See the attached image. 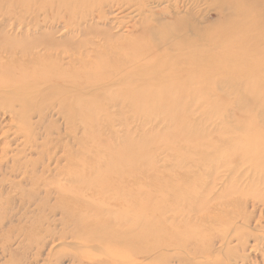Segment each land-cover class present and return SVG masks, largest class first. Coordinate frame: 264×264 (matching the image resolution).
Wrapping results in <instances>:
<instances>
[{"label":"bare ground","instance_id":"6f19581e","mask_svg":"<svg viewBox=\"0 0 264 264\" xmlns=\"http://www.w3.org/2000/svg\"><path fill=\"white\" fill-rule=\"evenodd\" d=\"M10 1L7 0L5 3ZM59 1L63 5L64 0ZM125 1L124 6H121L122 3H118L116 0H104L100 4H94L91 8L86 9L85 11L88 13L81 15L82 18L80 17L79 21L58 23L59 26L56 23L42 22V8L39 10L38 7H34L28 18L22 15L20 17L12 16V9L7 12L0 11V45L5 44L6 47L0 52L3 55L0 56V146L2 143L3 145L11 144L8 141L9 133H3L2 130V119H6L4 117L7 116L11 121L18 120V122L24 123L23 127L16 126L18 136L14 138L13 144L20 141L22 137L20 135L28 133V131L32 133L31 127L33 130H42L44 127L46 136L55 132L59 133L61 131L60 121H64L69 137L78 138L80 132L77 118L80 113H78L77 107L90 108L92 104V107L97 106L100 101L105 99V92L108 89L120 88L122 84L128 82L131 84L135 81L139 73L145 69V66L140 65L137 61L141 51L138 50L139 48L135 51L132 50L133 44L121 47L122 51L129 50L130 54L118 62L114 58L111 60L109 57L106 58V54L97 51V48L109 46L108 44L118 38V35L113 33L118 29L113 26L116 19L114 14L122 7L132 9L138 5L136 11L141 16L140 27L146 32L147 36H145L152 43L155 36L162 37L161 42L152 50H143L147 54H151L150 56L158 55L166 60V63H158V66H153L158 75L176 74L179 68L186 70V78L182 79L179 84H168L164 79L160 85L162 91L169 92L200 83L202 77L205 76V68L203 69L200 61L194 64L191 58L201 56L206 64L234 71L231 83L242 88L245 87L244 89L249 95L255 94L256 106L264 104V98L257 95L259 88L252 85L244 86L242 84L244 78L240 77L242 72H245L242 74H247L250 71L256 75L264 73V17L260 18L256 25L261 32L256 48L250 43L244 42L243 49L249 50L252 57L244 52L237 53L240 50H235L230 54L223 53L222 56L210 57L217 52V47L206 43L205 40L198 41L187 37L181 40H170L171 37L167 34L169 30H160L159 27L153 25L150 19L155 18L156 15L147 9L146 0H138L136 4L133 3L134 5L130 3L133 0ZM165 1L170 2V0H148L147 2L160 4ZM32 3L33 0H28L30 7L35 6H32ZM233 3L236 4V1L228 0L223 5H227L226 9H232L234 8ZM240 6L247 7L242 3ZM3 7L0 6V9ZM5 7L11 8V6ZM13 9L17 10L16 6ZM256 11L254 8H246L243 13L249 18L253 15L256 16ZM96 19L103 25V28L90 25ZM174 23L173 19L172 23L166 26ZM247 25L244 24L238 28L239 34L236 33L238 38L241 34H249L252 38L254 35L252 29L254 28H247ZM47 29L51 31L49 32ZM244 29H246L245 32ZM44 30L46 31L44 32ZM62 31L72 35L83 34V37L92 34L101 38L104 43L101 46V44L85 40L71 44L68 40L57 39V34ZM37 32L38 34H35ZM209 48L211 53L206 57L205 53ZM79 49L82 52L78 51ZM223 49L225 50L224 46ZM77 55L80 58H77ZM91 56L93 59L90 58ZM67 57L69 61L66 63ZM211 58L214 61H211ZM98 59L101 62L97 61ZM102 60H107V62L103 63ZM78 66L83 69L78 70ZM131 68L133 73L129 74L126 70H131ZM119 73L123 76L118 80L116 77ZM108 76H111V80L106 83L102 78ZM115 93L113 95L117 97L118 95ZM123 93L126 99L136 104L133 106L134 108L139 106L141 100L139 89H126ZM241 100L243 97L238 101ZM111 101L114 104L118 103L114 98ZM90 112L92 111L90 110ZM261 115L264 116V111L261 112ZM85 130L88 129L85 128ZM222 130H224V134H229L232 137L220 144L214 141L208 144L203 143L204 148L202 149L207 151L199 155L202 160H207L205 169L198 174L177 171L164 181L169 185L165 188L162 183L158 182L154 186L153 192H147L146 199H150L152 203L144 201V191L146 190L143 186L140 187L138 177L129 180L120 172L113 176H107L116 178V182L112 184L107 181L105 192L110 193L112 190L120 192L128 187L132 189L138 187L139 190L130 191L131 195H134L130 199L123 195L125 201L114 199V196L105 193L106 196L100 202L99 208H87L88 216H91V220H87L88 223L82 222L77 217L83 212L80 204L59 200L55 209L60 208L66 213L62 221L59 222L60 226H65L60 235L51 230H43V222L41 223L40 219L34 222L29 221L27 215L31 204L22 198L20 212L10 214V220L6 225L7 227L12 226L15 218L21 215V219L25 220L26 224L31 223V228L37 229L38 234L36 231L29 233L24 230L22 235L25 236V240L20 236L5 239L7 243L2 249V254H14V247L17 245L18 248L31 254L30 264H39L45 251L48 250L49 244L59 242L58 246L75 248L74 254L69 256L71 264H209L206 260L213 258L216 259L210 264L244 262L245 258L240 256L239 252L240 250L246 251L251 239H254L251 249L258 250L261 244H264V121L236 122L233 129L229 123L221 124L216 128L215 133ZM210 135L212 136V133ZM190 138H193V141L198 138L204 140L202 139L204 138L203 134L198 136L197 133H194V136H190ZM30 140V142L24 143L23 149L17 148L16 155H8L6 148L0 150V168H2L0 172V208H2L3 200H7L11 205H17L16 199L4 198L3 192H6L8 186L11 189L20 188L23 181L33 186H36L34 184L49 186L54 182H61L60 178H65L66 183L71 185L86 183L85 185L90 187L99 179L100 174L96 175L92 172H84L83 176L66 172L67 168L76 164L72 158L73 153H69L71 148L67 156L64 154L58 157L57 152L56 156L50 158L49 144L46 141L37 144L34 141L35 137H30ZM197 149H200L199 146ZM36 150H39L40 157L38 158L41 159L27 160V152ZM64 151L66 153V149ZM193 154L192 150L191 155ZM65 159L67 164L63 166L61 164ZM52 161L56 162L55 170L50 167ZM90 161L88 159L87 163ZM30 166L39 172L40 178L26 177L25 174ZM4 173L10 174V178L20 174L25 176L20 183L14 181L9 183V177L5 178ZM46 173H53L52 178H46L44 175ZM123 180H127L128 185H125ZM220 184L223 187L220 192L215 194L214 191ZM125 192L130 193L127 190ZM235 194H242L244 200H229ZM36 196L39 197V193ZM226 199L228 202H223ZM228 208L231 210L230 214L224 211ZM211 209L216 215L214 219L217 223L212 227L218 226V232L221 234L219 237L218 233L211 235L213 239L211 243L201 248L189 249V246L192 245L191 242L200 241L196 238L197 236L210 232L211 223L207 222L205 226L206 221H203L196 227L187 224L184 230L179 231L176 230L177 224L185 222L187 216L191 214L195 216L194 219L199 218L201 221L204 217L200 214L209 213ZM13 211L14 209L11 210V212ZM40 212L42 209L38 211V216H40ZM233 213H236V217L232 216ZM222 220L226 223L222 224ZM71 227L73 229L70 231ZM48 237L49 240L51 239L50 241L46 240ZM68 240H72L70 243L72 246L68 245ZM232 244H235L234 248L230 247ZM216 246L221 251L215 250ZM81 249L97 253L96 255L83 253L85 251ZM59 252L64 253L66 250L61 249ZM215 252L220 255L225 253V259L218 260L217 256L213 255L216 254Z\"/></svg>","mask_w":264,"mask_h":264},{"label":"rangeland","instance_id":"374dc122","mask_svg":"<svg viewBox=\"0 0 264 264\" xmlns=\"http://www.w3.org/2000/svg\"><path fill=\"white\" fill-rule=\"evenodd\" d=\"M6 1L7 0H0V6H4L0 11L7 12L9 9H12V16L20 17L22 15L28 18L29 13L33 12L34 7H38L39 10L42 8V22L47 24L56 23L57 26H59L61 23L79 21L80 17L82 18L84 14L88 13L85 11L86 9L89 7L91 8L94 4H100L104 0H64L63 5L59 0H33L32 6L35 5L33 7L29 6L28 0H11L9 3H5ZM116 1L122 3L121 6H124L123 4L126 3L125 0ZM147 1L148 0L145 1L146 5H148L147 9H150L149 11H153L156 15L155 18L150 19L152 24L159 27L160 30H169L167 34L171 37L170 40H181L187 37L192 40H205L206 43L211 44L213 47H217V52L213 55H210L211 50L209 48L205 53L206 57L209 55L210 57L215 55L222 56L223 53L230 54L235 50H240L237 53L244 52L251 55L249 50L243 49L244 42H248L251 46L255 47L256 44H258V38L261 36L260 29H257L258 26L256 25L258 20L264 17V0H231L234 2L236 1V4L233 3L234 8L232 9H226L227 5H223V3L228 0H170V2L165 1L160 4H152V2ZM137 2L138 0H133L130 3L134 5ZM240 3L246 4V8H254L257 10L256 16L253 15L249 18L244 16L243 11L246 8L240 6ZM5 6H11V8ZM15 6L17 10L13 9ZM137 6L132 9L122 7V9L115 12L114 15H116V19L115 25L113 26H116L118 29L114 30L113 33L118 35V38L112 41L113 44L112 42L108 44L109 46L112 45V47L102 46L104 42L101 41V38L93 36L92 34L83 37V34L72 35L66 31H62L56 36L57 39L68 40L71 44L80 43L85 40L92 41L95 44H101L102 47L97 48V51L104 55L106 54V58L109 57L110 60L114 58L116 62L122 61L125 56L130 54L129 50L122 51L121 47L133 44L132 50L135 51L138 48V50H141L138 54V63L145 66V69L139 73V76H137L135 81L131 84L128 82L122 84L120 88L108 89V91L105 92V99L100 101L97 106L92 107V104L90 108H86L74 105L78 108V113H80V116L77 118V126L80 132L78 138L72 139L69 137L65 129L64 121H60L59 125L61 126V131L59 133L55 132L46 136L44 127H42V130H33V127H31L32 133L28 131V133L20 135L22 136L20 141L13 144L14 138L18 136L16 134V126L23 127L24 123L18 122V120L11 121L8 116L4 117L6 119H2L3 133H9L10 139L8 141L11 142V144L3 145L2 143L0 150L6 148L8 150V155H16L17 148L23 149L24 143L26 141L30 142V137H35L34 141H36L37 144L44 143L45 141L49 144L50 158L56 156L57 152L58 157L64 154L67 156L70 148L72 149L69 153H73L72 158L75 160L76 164L67 168V173L83 176L84 172H92L96 175L100 174V177L94 184H91L90 187L85 185L86 183H75L71 185L70 183H66L65 178H60L59 181L61 182H54L49 186L43 184H34L36 186H33L26 181H23V184L17 189H11L8 186L6 192H3L4 198L11 197L12 199H16L17 205L14 206L8 203L7 200H3V202L1 200L0 264H30L29 262H31V254H29V252L27 253L22 248H18L19 246L17 245L14 247V254H2V249L5 248L7 243L6 240L13 239V237L16 236L23 237L25 240V236L22 235L24 230H27L29 233L35 231L37 233L38 231L33 227L31 228V223L26 224V221L21 219V215L15 218V222L12 226L7 227L6 225L10 220V214L20 212L22 198H24L25 202L27 201L31 204L29 214L27 215L29 221L34 222L40 219V222H43V230H51L53 233L60 235L65 226H60L59 222L62 221L66 213L60 208L58 210L55 209L59 200L63 199L72 204H80L79 206L82 208L81 210L83 212L77 217H79L82 222L88 223V221L91 220V216H88L89 212L87 208H99L98 206L100 202L103 201L106 194L114 196V199L125 201L123 195L125 198L130 199V197L133 198L134 196L131 195L132 192L130 191L133 190L135 192L139 190L138 187L132 189L127 186L128 188L120 190V192H115L114 190L110 191V193H108V191L105 192L104 189L107 188L108 185L107 181L112 184L116 182V178L107 176H113V174L120 172L121 175H124L125 178L128 177L127 179L129 180L138 177L140 187L143 186L144 190H146L144 191L145 198L142 196L144 201L152 203L150 199H146L148 195L147 192H153V188L158 182L162 183L165 188L169 185L164 183V181L169 179L171 175L177 173V171L198 174V172L205 169L207 160H202L199 155L207 151L202 149L204 148L203 143L208 144L214 141L220 144L229 137H232L229 134H224V130L215 133L219 125L229 123L233 129V125L236 124V122L264 121V116L261 115V112L264 111V104L256 106L254 101L255 94L249 95L244 89L245 87L242 88L241 86H236L231 83L234 77L232 74L234 71L224 67L215 68L212 64H206L201 56H194L191 58L194 64L200 61L203 69L205 68L206 73L205 76L202 77L200 83L191 86L188 85L181 89H175L176 91H162L160 85L162 84L161 82H164V79L168 84H179L182 79L186 78V70L184 71L182 70L183 68H179L176 74L172 75H169V73L158 75L156 73L153 66H158V63H166V60L158 55L150 56L151 54H147V52L143 50H152L154 46L156 47L157 44L161 42L162 37L160 35L155 36V38H153V43L146 37V32L140 27L141 16L139 12L136 11L138 8ZM173 19L175 23L166 26L167 24H171ZM244 24H248L247 28H254L252 29L254 32L252 38H250L249 34H241L239 38L237 37V34H239L238 28ZM90 25L96 28H103V25L98 22V19H96L95 22L92 21ZM47 30L49 32L51 31L49 29ZM45 31L46 30H44V32ZM243 31L245 32L246 29ZM35 34H38V32ZM5 48V44L0 45V52L2 51L1 49ZM78 51L82 52L81 49ZM141 52L144 54L142 55ZM0 56L3 55L0 54ZM76 57L80 58L78 55ZM83 58L84 55L82 56V59ZM90 58L93 59L92 56ZM68 61L69 59L67 57L66 63ZM97 61L101 62L100 59ZM211 61H214V59L211 58ZM102 62H107V60H102ZM77 68L78 70L83 69L80 66ZM126 71L129 74L133 73L132 68ZM242 73L240 74V77L244 78L242 84L244 86H257V88H259L257 95L264 98V73L261 75H256L250 71L247 72V74ZM121 76L123 75L119 73L116 78L119 80ZM61 77H63V75H61ZM102 80L108 83L111 80V76L104 77ZM128 88L140 90L141 100L139 106L136 108L133 107L136 104L124 97L123 92L126 89L129 90ZM114 92L118 95L117 97L113 95ZM241 97H243V100L238 101ZM112 98L117 100L118 103L114 104V102L111 101ZM90 110L92 112H90ZM85 128L88 130L86 131ZM194 133H197L198 136L203 134L204 138L202 139L204 140L198 138V140L193 141V138H190V136L193 137ZM211 133L212 136L210 135ZM60 146L61 148H58ZM197 146H199L200 149H197ZM64 149H66V153L65 151L63 152ZM192 150L194 151L193 155H191ZM38 157H40L39 150L27 152V160L41 159ZM88 159L95 161L93 163L91 161L87 163ZM175 162L178 163L176 164ZM46 163L49 164V162ZM66 164L67 162L65 159L61 165L64 166ZM103 164L107 165L103 166ZM56 166V162L53 163L52 161L50 163L51 169L55 170ZM1 171L2 168H0V172ZM52 174L53 173H46L44 175L49 179L52 178ZM25 175L26 177L40 178L39 172H37V170L35 171L31 166L28 168ZM25 175L20 174L17 177L13 176L10 178V174L7 175L4 173L3 176L5 178L9 177V183H11V181L20 183ZM202 179H204V177H202ZM123 182L125 185H128L127 180H123ZM222 187V184L218 185L214 193L220 192ZM126 190L130 193L125 192ZM38 193L39 197L36 196ZM232 199L244 200L242 194H235L229 198V200ZM223 202H228V200H223ZM12 209H14L13 212H11ZM40 209H42V212H40V216H38L37 214ZM224 211L229 214L231 213L229 208ZM200 215L204 217L203 220L200 221L199 218L194 219L195 216L191 214L187 216L185 222H179L176 227V230L179 231L184 230L187 224L191 227H196L199 226L200 223H203V221H206L205 226L207 222L211 223L210 232L208 231L205 235L197 236L196 238L200 241L191 242L192 245L189 246V249L201 248L211 243V240H213L211 235L218 233L219 237L221 234L218 232V226L212 227L217 224L214 219L216 215L213 214V209H211L209 213L205 212ZM232 216L236 217V213H233ZM225 223L226 221L222 220V224ZM72 229L71 227L70 231ZM46 240L48 241L49 237ZM253 240L254 239H251L246 251L240 250L239 255L244 257L245 261L239 264H263L264 244H261L258 250L255 248L251 249L250 247L254 242ZM71 241L72 240L67 241L69 246H72L70 244ZM58 244L59 242L49 244V248L45 251V255L41 258L39 264H71L72 261L69 256L74 254L73 250L75 248L69 249L68 247L65 248V246H58ZM230 247L234 248L235 244H232ZM61 249H65L66 252L60 253L59 250ZM81 250L85 251L83 253H91L94 255L97 253L88 249ZM215 250L221 251L217 246ZM215 253L216 254L213 255L217 256L218 260L225 259V253H221V255L218 252ZM215 259L216 258L212 260L207 259L206 261L210 264Z\"/></svg>","mask_w":264,"mask_h":264}]
</instances>
